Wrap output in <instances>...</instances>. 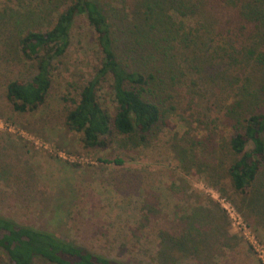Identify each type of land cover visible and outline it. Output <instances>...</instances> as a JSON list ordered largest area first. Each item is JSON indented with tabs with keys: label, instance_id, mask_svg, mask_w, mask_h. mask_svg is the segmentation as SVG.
<instances>
[{
	"label": "trees",
	"instance_id": "16d2710c",
	"mask_svg": "<svg viewBox=\"0 0 264 264\" xmlns=\"http://www.w3.org/2000/svg\"><path fill=\"white\" fill-rule=\"evenodd\" d=\"M48 1L29 0L23 15L1 19L0 41L5 63H10L8 72L15 67L30 78L7 81L4 99L12 111L26 114L45 104L52 86L53 62L66 53L74 23L83 17L93 33L100 61L88 81L80 80L77 101L65 116V126L81 135L84 149L106 150L108 140L116 136L126 138L135 148L147 149L167 125L177 93L193 101L195 83L180 79L192 75L191 66L210 54L216 61L211 66L212 85L234 89L236 99L224 115L226 141L219 146L208 136L194 145L210 154L203 169L208 187L233 206L262 244L259 231L264 228L257 216H264V42L261 46L257 43L264 41V0H226L242 27L239 37L223 40L234 56L220 51L219 57L215 56L216 39L223 36L222 26L203 18L207 15L201 11L205 0H107L113 5L110 10L104 0H56L59 4L51 7L52 0ZM209 8L212 10L210 2L207 12ZM171 12L178 15L176 19ZM194 18L203 23L192 27ZM197 27L208 37L199 36ZM244 35L246 40L239 44ZM106 85L113 99L112 110L105 104ZM177 150L182 167H192L184 150ZM201 167L196 164L199 171ZM224 184L237 202L225 196ZM175 228L159 233L157 261L180 264L197 258L198 250H206L195 224ZM192 232L197 238L190 236ZM0 264L131 263L93 253L55 233L0 215Z\"/></svg>",
	"mask_w": 264,
	"mask_h": 264
},
{
	"label": "rangeland",
	"instance_id": "374dc122",
	"mask_svg": "<svg viewBox=\"0 0 264 264\" xmlns=\"http://www.w3.org/2000/svg\"><path fill=\"white\" fill-rule=\"evenodd\" d=\"M103 2L106 9L113 8L107 0ZM208 2L212 10L207 12ZM58 4L52 0L49 7ZM203 4L201 11L207 14L203 18L222 26L223 36H216L221 38L216 39L215 56L219 57L220 51L234 56L223 41L239 37L241 31L234 7L226 0H205ZM28 6L29 0H0V24L4 16L23 15ZM170 15L174 19L178 16L174 12ZM196 20L192 27L197 26ZM204 33L198 29L199 36L208 37ZM3 48L0 41V121L12 129H0V215L131 264H173L155 259L161 247L159 233L195 224L206 250H198L197 258L180 264H261L233 219L223 212L222 197L206 183L203 169L210 154L194 145L208 136L219 146L226 141L228 123L224 115L236 99L234 89L212 85L211 66L216 61L210 54L191 66L192 75L180 79L195 83L189 96L193 101L177 93L175 108L165 120L167 125L147 149L135 148L126 138L116 136L108 140V149L98 151L84 149L81 135L65 126V116L77 101L80 80L88 81L100 61L85 19L75 21L66 53L53 62L46 102L35 111L18 114L5 101L8 80L30 78L15 67L8 72L10 63H5ZM184 72L187 74L188 69ZM103 94L112 110L107 85ZM177 148L184 150L192 167H182ZM116 160L121 163L117 165ZM198 163L201 171L196 168ZM223 186L225 196L237 202L230 187ZM257 218L264 228V216ZM259 232L264 245V229ZM190 236L197 238L194 232Z\"/></svg>",
	"mask_w": 264,
	"mask_h": 264
},
{
	"label": "built area",
	"instance_id": "2783aa9c",
	"mask_svg": "<svg viewBox=\"0 0 264 264\" xmlns=\"http://www.w3.org/2000/svg\"><path fill=\"white\" fill-rule=\"evenodd\" d=\"M0 129H7L8 131H11L12 127L7 124H3L0 121ZM220 204L223 207V210L228 215V217H231L233 219V222L236 224L237 228L241 231L242 235L246 239V241L249 243L251 248L256 253L257 258L261 262V264H264V245H262L255 237L253 232L250 230V228L244 224L242 218L240 215L237 214L233 206L226 201L224 198H220Z\"/></svg>",
	"mask_w": 264,
	"mask_h": 264
}]
</instances>
